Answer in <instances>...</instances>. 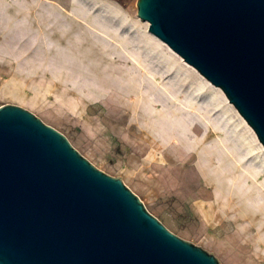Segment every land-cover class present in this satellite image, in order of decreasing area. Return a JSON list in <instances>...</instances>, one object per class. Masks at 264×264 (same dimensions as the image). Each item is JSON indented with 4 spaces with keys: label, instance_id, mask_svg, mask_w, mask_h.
<instances>
[{
    "label": "rangeland",
    "instance_id": "1",
    "mask_svg": "<svg viewBox=\"0 0 264 264\" xmlns=\"http://www.w3.org/2000/svg\"><path fill=\"white\" fill-rule=\"evenodd\" d=\"M135 1L0 0V105L62 133L220 264H264V149L221 90L147 30ZM246 213L252 227L232 221Z\"/></svg>",
    "mask_w": 264,
    "mask_h": 264
},
{
    "label": "water",
    "instance_id": "2",
    "mask_svg": "<svg viewBox=\"0 0 264 264\" xmlns=\"http://www.w3.org/2000/svg\"><path fill=\"white\" fill-rule=\"evenodd\" d=\"M264 149V0H136ZM0 264H220L28 110L0 105Z\"/></svg>",
    "mask_w": 264,
    "mask_h": 264
},
{
    "label": "bare ground",
    "instance_id": "3",
    "mask_svg": "<svg viewBox=\"0 0 264 264\" xmlns=\"http://www.w3.org/2000/svg\"><path fill=\"white\" fill-rule=\"evenodd\" d=\"M155 38V37H154ZM156 39V38H155ZM157 40V39H156ZM159 43H161L162 45H164L161 41L157 40ZM174 55L177 56V54L174 53ZM179 58V56H177ZM181 58V57H180ZM179 58V59H180ZM181 60V59H180ZM264 151V150H263ZM227 207L223 210L224 213H229L234 211L235 209L231 207V201L228 200L227 202ZM257 215L253 214V213H246V214H239V215H235L232 219V221H246L248 223V225L245 228L248 227H252L254 220H256ZM210 220H221V215L219 213H214Z\"/></svg>",
    "mask_w": 264,
    "mask_h": 264
}]
</instances>
